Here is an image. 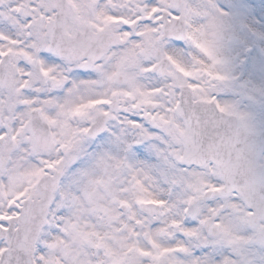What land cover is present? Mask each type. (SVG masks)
<instances>
[{"label":"snow or ice","instance_id":"1","mask_svg":"<svg viewBox=\"0 0 264 264\" xmlns=\"http://www.w3.org/2000/svg\"><path fill=\"white\" fill-rule=\"evenodd\" d=\"M0 264H264V0H0Z\"/></svg>","mask_w":264,"mask_h":264}]
</instances>
